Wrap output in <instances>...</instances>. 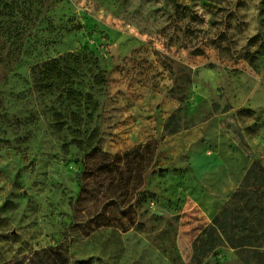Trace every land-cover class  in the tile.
I'll list each match as a JSON object with an SVG mask.
<instances>
[{"label": "rangeland", "instance_id": "374dc122", "mask_svg": "<svg viewBox=\"0 0 264 264\" xmlns=\"http://www.w3.org/2000/svg\"><path fill=\"white\" fill-rule=\"evenodd\" d=\"M197 126L189 148L168 144ZM150 142L135 226L87 235L82 220L122 191L103 197L89 172L82 190L83 159ZM250 166L262 185L238 187ZM259 196L264 0H0V264H40L62 243L68 264H243L222 224L260 234L264 201H242Z\"/></svg>", "mask_w": 264, "mask_h": 264}, {"label": "trees", "instance_id": "16d2710c", "mask_svg": "<svg viewBox=\"0 0 264 264\" xmlns=\"http://www.w3.org/2000/svg\"><path fill=\"white\" fill-rule=\"evenodd\" d=\"M7 32H4V35ZM8 36L10 38L16 37L17 35L8 32ZM15 43V42H14ZM57 60L52 61L48 64V66H55ZM50 70V69H48ZM58 75L61 81H64L66 74L62 72V69L58 71ZM158 143H147L145 145H141L136 147L134 150L127 152L123 155H110L104 153L98 149H92L90 153H88L82 161V170L80 173L79 181L82 187V190H86V183L84 176L87 172L94 174H100V176H104L102 181L99 183V186L96 188L98 193H101L103 197H108L109 200L112 199V195L115 194L116 190L122 191V201L121 203L114 202L111 200L107 204L104 205L101 212L94 216L92 219L88 221H84L82 225L85 229L89 230L87 235H90L92 232L99 230L103 227H114L118 228L121 231L129 232L136 224V221L132 217H127L128 213L134 208V203L132 202L134 199L132 197L137 196L135 193L136 188L139 186V176L141 174V170L144 172L151 171L150 169L153 167L155 156L158 151ZM87 161L92 163L88 166ZM122 166L124 169H121ZM115 174L117 177L113 178L111 182L106 184V180L108 177H111ZM87 176V175H86ZM117 178L118 183L115 185V180ZM108 181V180H107ZM133 183V184H132ZM131 186L133 188H131ZM131 191V192H130ZM145 199L147 201L152 198L151 194H145ZM129 199L130 204L128 208L122 209L121 216L124 218H119L114 215H107L109 212H113L114 206L121 207L124 203ZM133 199V200H132ZM131 201V202H130ZM75 212H78L77 210ZM80 223V222H79ZM68 250V246H65L64 243L50 249L42 250L40 252H36L38 261L40 264H68V259L66 257V252ZM43 254H48L46 259L42 256ZM82 264H87L89 261H81Z\"/></svg>", "mask_w": 264, "mask_h": 264}, {"label": "crops", "instance_id": "0c3cea01", "mask_svg": "<svg viewBox=\"0 0 264 264\" xmlns=\"http://www.w3.org/2000/svg\"><path fill=\"white\" fill-rule=\"evenodd\" d=\"M205 133V126H197L182 134L170 137L167 139V141L168 144H172L174 148L176 147L177 151L181 152L184 149L189 148L191 144L200 140L206 135ZM249 169L254 170H247L245 172L238 187L242 186L245 188L255 189L257 186L262 185L261 179L259 182V178H257L256 175H253L256 173H262L261 169L254 166H250ZM186 196L191 198V193H186ZM216 201H218L216 202V205H220L221 211L226 204L228 205L229 199L227 197H221ZM242 201L245 204H252L254 201L263 202L264 198L260 196L256 198L244 197ZM258 211L261 212V210ZM222 227L223 235L225 236L224 244L230 246L238 254V258L243 264H264V226L262 224L260 225V234H257L255 230H253L254 233L249 229L247 231V227L246 229L244 227V229L241 230V227H238V224L234 222H224ZM241 231H243L242 234L240 233ZM250 236L253 238L251 239Z\"/></svg>", "mask_w": 264, "mask_h": 264}]
</instances>
